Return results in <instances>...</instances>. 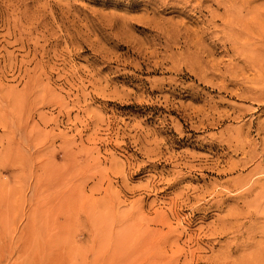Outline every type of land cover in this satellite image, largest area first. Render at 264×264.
<instances>
[{"label": "rangeland", "instance_id": "1", "mask_svg": "<svg viewBox=\"0 0 264 264\" xmlns=\"http://www.w3.org/2000/svg\"><path fill=\"white\" fill-rule=\"evenodd\" d=\"M0 264H264V0H0Z\"/></svg>", "mask_w": 264, "mask_h": 264}]
</instances>
